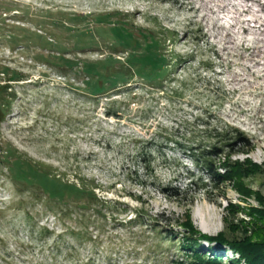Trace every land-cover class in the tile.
<instances>
[{
	"label": "rangeland",
	"instance_id": "obj_1",
	"mask_svg": "<svg viewBox=\"0 0 264 264\" xmlns=\"http://www.w3.org/2000/svg\"><path fill=\"white\" fill-rule=\"evenodd\" d=\"M263 208L264 0H0V264H190Z\"/></svg>",
	"mask_w": 264,
	"mask_h": 264
},
{
	"label": "trees",
	"instance_id": "obj_2",
	"mask_svg": "<svg viewBox=\"0 0 264 264\" xmlns=\"http://www.w3.org/2000/svg\"><path fill=\"white\" fill-rule=\"evenodd\" d=\"M161 3H173L179 4V2H187L188 0H157ZM113 57H110L109 60H113ZM161 65H164L162 62ZM168 65L165 63V66ZM235 142L234 144H229L228 146L233 147L234 145L242 146L245 149V152L248 153L249 150L252 149V144L249 138L239 130H233V139ZM223 149L219 147H212L210 150H202L198 149H189V157L193 160L195 165L203 172H205L206 176L209 178L211 183L212 189L219 190L222 188L226 183H231L238 181L240 178L250 175H255L260 173L263 168L256 164H251L248 161L246 164L230 163L229 158L230 155L227 156L228 160L222 162L223 157ZM219 163V165L217 164ZM19 164V163H18ZM20 165V164H19ZM224 169V173H219L218 169ZM194 177V175H192ZM197 182L192 181L191 186L194 188L195 185L198 186V191L203 190L207 186V183L200 184ZM236 183V182H235ZM197 190V189H196ZM166 195L174 198H178L181 196V193H178L175 190L171 191H164ZM168 192V193H167ZM60 194V191H52L51 195ZM232 212H236L234 209L235 207H231ZM252 217V221H249V228L248 230L244 229L242 236H237L234 232L233 234L227 233H220L217 237H210L205 234L200 233L199 231L195 230L190 221L185 223V227L187 233L189 235V239H187L188 245L184 246V249L187 252H191L192 259L194 262L190 264H221V260L225 258V256H221L225 251L223 249H219L215 251V249H209L207 252L210 253V257L208 260H205L204 254H200L203 250L202 246L200 245L201 240H206L208 242H216L222 246H228L232 249L235 253H237L242 261L245 264H264V208L263 209H256L252 210L250 213ZM31 220L32 218H26ZM233 227H231L232 229ZM230 229V228H228ZM237 230L234 228L233 231ZM167 234L165 236L170 235V233H163ZM171 242V240H168ZM205 252V251H204ZM240 262L235 261L234 264H239Z\"/></svg>",
	"mask_w": 264,
	"mask_h": 264
},
{
	"label": "bare ground",
	"instance_id": "obj_3",
	"mask_svg": "<svg viewBox=\"0 0 264 264\" xmlns=\"http://www.w3.org/2000/svg\"><path fill=\"white\" fill-rule=\"evenodd\" d=\"M200 229L203 230V231H205V228L203 226Z\"/></svg>",
	"mask_w": 264,
	"mask_h": 264
}]
</instances>
